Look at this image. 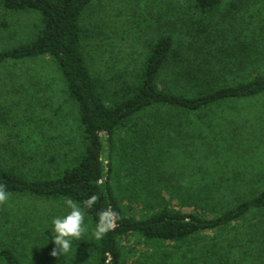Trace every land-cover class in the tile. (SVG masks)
I'll use <instances>...</instances> for the list:
<instances>
[{
    "label": "trees",
    "instance_id": "obj_1",
    "mask_svg": "<svg viewBox=\"0 0 264 264\" xmlns=\"http://www.w3.org/2000/svg\"><path fill=\"white\" fill-rule=\"evenodd\" d=\"M92 3L0 0V40L6 44L0 47L5 90L0 129L11 118L9 103L17 101L10 90L22 85L21 79L35 82L26 68L38 62H51L76 109L72 122L50 121L36 138L26 135L19 142L23 148L0 143V182L11 196L72 199L82 208L84 200L99 195L94 207L84 210L86 229L93 232L86 231L71 252L58 257L50 255L52 234L46 242L38 235L25 239V221L11 226L1 215L7 212L0 211V264H25L12 248L26 245L45 264H128L138 260L139 243L159 250L140 263L264 264V181L259 182L264 176L236 170L263 141L262 127L259 133L254 126L241 129L239 136L227 128L232 105L264 96V0L167 3L148 21L143 16L149 34L137 36L138 55L112 59L106 79L96 76L84 50L94 46L95 37L104 46L109 36L103 20L87 15ZM26 14L37 19L29 28L18 22ZM17 29L27 38L12 42ZM133 132L124 141L123 135ZM119 140L134 149L125 169L135 166L145 175L126 191H117L112 182ZM171 152L190 156L189 175L196 181L176 183L177 174L163 175L158 158ZM108 208L119 214L117 226L97 240V214ZM170 245L181 250L163 249Z\"/></svg>",
    "mask_w": 264,
    "mask_h": 264
},
{
    "label": "rangeland",
    "instance_id": "obj_2",
    "mask_svg": "<svg viewBox=\"0 0 264 264\" xmlns=\"http://www.w3.org/2000/svg\"><path fill=\"white\" fill-rule=\"evenodd\" d=\"M172 2H174V0H93L87 15H89L90 18L92 16V18L96 20L100 19V22L103 20L104 22L102 23L101 28L109 35L104 41V46L100 43V37H95L96 40L94 39V46L92 47L90 45V47L87 46L84 48L88 63L93 72L97 74L96 76L104 77L105 79L108 78L112 73L110 67L113 65V62L111 60L116 59L117 56H119V58H127L128 56L138 55L139 51L137 48L140 47L138 45L139 42L134 43L137 40V36L139 38H143L148 37L149 34L147 30H144L147 28V22H145L143 16L146 15V21H148L150 13L153 15L159 14L161 9L165 8L167 3ZM36 20V17L26 14L20 16L18 22L23 23L29 28ZM16 21L17 17L14 19L15 23ZM97 23L99 22L97 21ZM115 28L122 29L116 32ZM27 31H25V33ZM27 35L28 34H24L23 36L27 38ZM23 36L18 30V35L14 36L12 42L23 38ZM4 40H0V47L6 46ZM103 49L105 52H103ZM26 70L27 72L35 75L37 80L33 83H27L25 79L23 81L21 79V83L23 84L15 86L12 90H10V92H13L12 98L17 101L9 103L10 106L12 105V107H10L12 108L11 118L9 119L7 116V126H1V129L5 128L3 129V133H1L0 129V143L7 144L8 141H10L13 145H16L18 149L20 147L23 148L19 142L25 140L26 135L29 134L30 140L36 138L34 134L40 131L41 127H44L43 125H45L46 128L49 127L51 125L49 123L50 121L57 124L64 118L66 123L72 122L76 118L75 106L63 93V85H61L58 74L54 70L51 62H38L35 65L26 68ZM1 79L2 78H0V80ZM1 88L2 86H0V90H2ZM15 91L18 93H15ZM0 92V98H3L5 90ZM229 112H232L233 119L230 120L227 125L228 131L236 129L237 136H239V130L241 129L254 126L253 129L257 130L259 133L260 128L262 127V130L260 131V137L262 140L264 135V96L234 104L229 108ZM17 120H21V122L14 123ZM140 123H143V121ZM8 134L10 135L9 137L6 136ZM133 135H135L134 132L132 134H124L123 136H126L124 141ZM124 141H118L117 148L114 153V171L112 174V182L117 191L120 189L126 191L128 186L130 187L135 185L134 180H137L138 177L141 179L145 176L142 169L135 166H133V169H130V167L125 169L129 164V161H133L134 159L129 157L133 149L132 146L128 143L127 146L124 147ZM140 154H144V152ZM178 154L171 152V154L161 156L158 158L157 166L162 170L163 175L165 176H169L173 173L177 174L173 180L176 183L190 184L193 181H196V177L193 178L189 175V172L193 169L188 167L190 164L192 165L190 156H185L184 158L183 155L181 158ZM135 157L137 158L139 156L135 154ZM183 164L185 165L183 166ZM234 166H240V163H237ZM243 169H247L250 174L257 173L256 175L264 176V138L259 147L255 149L254 153L247 159L243 168L236 170L242 171ZM222 174L226 177V173L223 170ZM245 181L254 182L255 179ZM260 181L263 182L264 180L262 179L259 180V182ZM173 205L176 207V204ZM4 210L7 213H0L3 218L4 216L6 217L5 219H7L9 225L17 227L21 226L23 221H25L24 226H22V230L26 231V235H23V237L26 239L33 238L35 235H38L37 238H39L38 241L40 242H42L41 240L46 242L45 240H47L50 234H52L51 225H49L50 222L56 218V216L61 215L63 217L69 212V208L66 206V203L61 201L36 200L31 197L13 195L10 196L7 205L0 206V211ZM183 210L189 211L190 207H183ZM136 211L137 207H133L131 210V212L134 213ZM255 222L256 220H254V223ZM85 224H87L86 217ZM91 232H93V229L88 227L86 233L91 234ZM18 236L22 238L21 235ZM19 237L14 239V241L19 240ZM224 238L231 239V235L226 233ZM243 238L248 239L247 236L244 235ZM30 248L31 246L29 245L19 249L14 246L12 250H14L21 257L25 264H45L43 261L38 262L36 260L35 254H37V251ZM163 249L167 250L169 253L181 250L173 245L163 247ZM157 251L159 250H156L144 243H139L135 252L138 260L134 261V259H129L128 264H139V259L142 256L145 257L146 254L156 253ZM154 263L155 262L153 261H147L144 263L142 259L140 264ZM46 264L48 263L46 262ZM170 264L181 263L176 262Z\"/></svg>",
    "mask_w": 264,
    "mask_h": 264
},
{
    "label": "clouds",
    "instance_id": "obj_3",
    "mask_svg": "<svg viewBox=\"0 0 264 264\" xmlns=\"http://www.w3.org/2000/svg\"><path fill=\"white\" fill-rule=\"evenodd\" d=\"M11 193L7 190V185L0 182V206L7 205ZM99 201V195L93 194L84 200L83 208L72 199L65 201L69 212L63 217H56L52 220V243L53 247L50 255L58 257L62 254H68L72 251L73 242L83 239L87 231L85 226V209H92ZM97 225L94 231L95 239L100 240L117 226L116 221L119 214L111 208L101 210L98 214Z\"/></svg>",
    "mask_w": 264,
    "mask_h": 264
}]
</instances>
